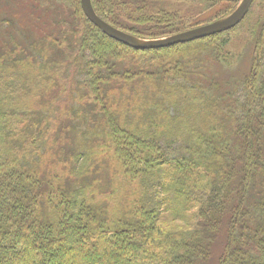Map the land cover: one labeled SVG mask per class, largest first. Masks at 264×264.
Listing matches in <instances>:
<instances>
[{"label": "trees", "instance_id": "obj_1", "mask_svg": "<svg viewBox=\"0 0 264 264\" xmlns=\"http://www.w3.org/2000/svg\"><path fill=\"white\" fill-rule=\"evenodd\" d=\"M198 1L92 3L109 24L149 40L217 21L241 2L202 0L220 11L200 21ZM258 2L232 30L154 50L102 33L80 0L60 1L40 38L12 27L22 39L10 32L1 44L21 62L0 48V264H264L261 19L247 27L258 34L239 107L201 78L203 66L229 63L222 38ZM47 76L63 86L57 98L40 88L32 105H8ZM52 140L62 143L56 151ZM175 141L184 154L170 159L163 142Z\"/></svg>", "mask_w": 264, "mask_h": 264}, {"label": "rangeland", "instance_id": "obj_2", "mask_svg": "<svg viewBox=\"0 0 264 264\" xmlns=\"http://www.w3.org/2000/svg\"><path fill=\"white\" fill-rule=\"evenodd\" d=\"M60 1L61 3L69 4V0H0V48H3L5 52L14 56V60H18L19 55H14L12 53V45L4 47L6 44H3L4 42L1 44V41H4L5 38L10 35V32L14 34V39H16V41H20L18 39H22V37H19V32L14 28H18L19 31L23 33V35L27 34L32 38H40L41 36H45L54 28L52 20L60 14V11H57V5L58 3L60 4ZM200 3H203V1L199 0L196 6H192L199 8L198 10H201L203 12V14L198 18H201L200 21L206 20L207 18H209L210 20L214 18L220 11L219 7H212L208 4L202 7ZM260 19L261 28L262 24H264V0H259V2L253 9V13L246 20L245 25L222 38L223 40L226 39L228 42L226 47L227 51L225 52V54L228 57L229 63L219 64L217 61H215L207 67L203 66L201 69L203 72L201 78L204 80V82L209 87H212V85L214 86V88H211V94L215 96V98H217V100L220 102H224V100H226V103L224 105H227L229 103H236L237 107H239L240 103L244 100L243 98L245 97V95L243 96V83L245 77L250 73L252 69V62L255 54L256 36L258 34V29H256L254 32H252V30H248L249 32H247V27L248 24L251 23L250 25H252ZM9 20H12L13 25H10L8 23ZM14 22L18 25V27L15 26ZM17 52H20V49ZM19 61L21 62V60H18V62ZM26 74L30 77H34L35 70L30 67L26 71ZM48 77L49 76L41 77L40 82H36L34 86L32 84L27 85V87L32 86V89L25 94L16 93L13 101L8 105L13 106L14 108H21L23 106L32 105L36 100H38L37 98L41 96L36 91L40 88L43 89V93L47 91L45 94L46 97L57 98L63 86L57 88L55 86V83L53 82L55 77L52 76L53 80H48ZM1 79L2 77L0 76V80ZM1 91L3 90L0 89V92ZM228 93L230 95H228ZM60 97H62V94H60ZM63 99L65 100L64 94ZM76 114L77 110L75 115ZM78 122V117L75 116L73 117L72 124L65 122L64 128L69 131L70 128L75 127V124ZM19 128L20 126L15 124L12 128L9 129L8 134L15 137L13 135V132ZM69 138H74L75 140V134L69 136ZM101 139L103 142H105L103 138ZM61 144L62 143L60 141H58V143H55L54 140H52L49 142L48 148L56 151L58 148L57 146ZM182 144V141H178L175 144H171L170 142L166 144V142H163V145L167 150V157L170 159H176L182 156V154H184ZM167 145H171V147L168 148ZM126 184L127 181L123 176H121L119 178V186H124ZM135 184L137 187H142V182L140 181H137ZM164 222L167 225V228L173 227L178 223L183 226V223L179 221L177 222L174 220H169Z\"/></svg>", "mask_w": 264, "mask_h": 264}, {"label": "water", "instance_id": "obj_3", "mask_svg": "<svg viewBox=\"0 0 264 264\" xmlns=\"http://www.w3.org/2000/svg\"><path fill=\"white\" fill-rule=\"evenodd\" d=\"M255 0H241L237 8L228 16L212 23L159 39H140L139 37L114 27L96 13L92 0H80L81 8L87 19L102 33L136 50H154L186 44L208 38L237 27L249 13Z\"/></svg>", "mask_w": 264, "mask_h": 264}]
</instances>
